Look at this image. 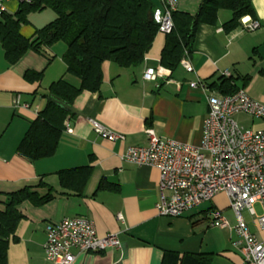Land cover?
I'll return each mask as SVG.
<instances>
[{
	"label": "crops",
	"instance_id": "crops-1",
	"mask_svg": "<svg viewBox=\"0 0 264 264\" xmlns=\"http://www.w3.org/2000/svg\"><path fill=\"white\" fill-rule=\"evenodd\" d=\"M151 1L159 5V0ZM15 2L8 4L15 6ZM200 4L201 0H179L177 11L195 15ZM252 4L254 13L246 17L259 22L256 30H241V23L232 31L223 29L233 17L228 9H219L213 24L198 26L187 56L192 72L180 63L173 70L161 65L163 33L156 34L137 67L103 62L99 89L82 90L76 96L63 121L56 152L37 160L20 154L18 145L45 106L48 86L60 78L79 86L80 80L66 72L64 42L42 47L41 52L28 50L13 64L6 60L0 40V208L10 192L26 186L35 192L16 206L22 218L15 240L9 241L7 264H54L44 257L45 225L71 216L90 219L99 235L119 233L121 241L119 248L103 252L74 251L71 264H161L166 251L208 254L210 264H251L231 245L232 232L210 225L212 208L221 210L230 223L236 221L225 192L180 216H160L155 205L159 170L125 162L121 155L128 146L147 144L148 127L159 137L198 145L207 96L219 93L222 77L235 79L238 87L264 104V0ZM34 15L20 28L25 38L52 20L43 23ZM150 67L155 68L156 77L145 80L143 73ZM28 70L41 72V79H26ZM225 70L229 76H224ZM195 80L204 82L208 90L192 88L189 83ZM91 119L124 134L125 139L101 138ZM249 120L251 129L264 128V119ZM46 195L51 197L46 200ZM255 210L261 213L259 204ZM119 212L123 222L116 220ZM244 217L250 231L264 238L256 217L246 211Z\"/></svg>",
	"mask_w": 264,
	"mask_h": 264
},
{
	"label": "built area",
	"instance_id": "built-area-1",
	"mask_svg": "<svg viewBox=\"0 0 264 264\" xmlns=\"http://www.w3.org/2000/svg\"><path fill=\"white\" fill-rule=\"evenodd\" d=\"M10 0H0V19ZM30 2L31 0H15ZM179 0H159L153 12L158 26L157 33L169 34L174 28L172 14ZM241 30L253 31L260 27L256 20L241 18ZM185 52L180 65L187 72L193 71ZM155 68H146L145 80L156 77ZM224 76L230 73L225 70ZM192 88L207 91L201 80L189 83ZM18 104V96L14 100ZM251 119H264V104L252 99L243 88L232 94L211 92L207 96V114L202 123L201 141L198 145L165 139L147 128L148 142L144 146H128L121 159L136 166L148 165L159 170V198L156 210L160 216H180L193 207L212 200L225 192L229 207L236 221H230L216 208L209 210L210 225L226 228L233 233L231 245L244 261L264 264V238L250 231L244 217L246 211L255 216L259 227L264 228V128L251 129L243 126L236 115ZM95 133L110 141L125 139L124 134L113 131L91 119ZM70 130V129H68ZM71 131V130H70ZM255 204L261 207L256 213ZM116 220L123 222L121 212ZM46 241L44 257L54 264H71L75 252H103L121 245L119 233H97L90 219L82 216L65 217L60 222L45 225Z\"/></svg>",
	"mask_w": 264,
	"mask_h": 264
},
{
	"label": "trees",
	"instance_id": "trees-1",
	"mask_svg": "<svg viewBox=\"0 0 264 264\" xmlns=\"http://www.w3.org/2000/svg\"><path fill=\"white\" fill-rule=\"evenodd\" d=\"M253 0H201L197 14L173 12L174 28L166 34L161 52V65L175 69L184 53L193 48L196 30L201 23L213 24L219 9H228L232 16L223 29L232 31L241 18L254 13ZM151 0H31L19 2L12 13L5 11L0 19V40L9 63L16 62L28 50L41 52L42 47L57 42L66 44L63 60L66 72L79 78V86L64 78L52 82L45 94L48 100L28 127L18 145V152L30 160L49 157L56 152L63 121L71 113L70 106L82 90L97 91L102 82V63L111 61L122 68L139 66L149 50L158 26L153 20ZM46 8L55 17L36 29L33 37L20 33L28 16ZM42 73L26 71L25 78L39 81ZM246 80L248 76L244 77ZM235 79L222 77L219 93L232 94L241 89ZM35 192L30 186L10 192L0 208V264H7L10 240H15L22 215L18 203ZM51 196L46 195L45 199ZM161 264H210L208 254L166 251Z\"/></svg>",
	"mask_w": 264,
	"mask_h": 264
},
{
	"label": "rangeland",
	"instance_id": "rangeland-1",
	"mask_svg": "<svg viewBox=\"0 0 264 264\" xmlns=\"http://www.w3.org/2000/svg\"><path fill=\"white\" fill-rule=\"evenodd\" d=\"M15 3L18 4L17 1ZM16 4H15V6H9V4L7 3V6H6L7 10L9 12H12L13 10H15ZM51 10L52 9H50V8H46L44 10L36 11V12L31 13V14H35L34 16L36 18H39L40 19L39 21H43V23H46L47 21H49V19H51V18L53 19L55 17L54 12ZM235 118L237 120H239L240 122H243V124H244L243 126H245L246 128H252L253 127V126H251L252 121L249 120L250 118L247 117L246 115L238 114L235 116ZM232 223L233 222H231V225H232Z\"/></svg>",
	"mask_w": 264,
	"mask_h": 264
}]
</instances>
